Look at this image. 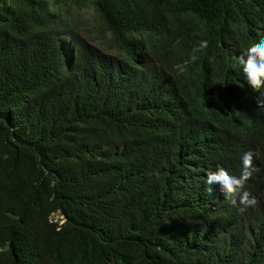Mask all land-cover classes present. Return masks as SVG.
<instances>
[{"label":"trees","instance_id":"16d2710c","mask_svg":"<svg viewBox=\"0 0 264 264\" xmlns=\"http://www.w3.org/2000/svg\"><path fill=\"white\" fill-rule=\"evenodd\" d=\"M262 39L264 0H0V264H264ZM250 150L241 213L206 174Z\"/></svg>","mask_w":264,"mask_h":264},{"label":"clouds","instance_id":"9594fccd","mask_svg":"<svg viewBox=\"0 0 264 264\" xmlns=\"http://www.w3.org/2000/svg\"><path fill=\"white\" fill-rule=\"evenodd\" d=\"M203 46L206 47V43ZM236 62L242 66L247 83L254 92L264 88V39L248 47L245 53L236 57ZM256 103L258 108H264V96H257ZM258 156V153L251 150L242 155L239 176L230 174L223 167L207 172L208 193H212L213 186H218L225 199L233 206L238 205L241 213L249 207H256L259 201L247 190L246 183L254 172L259 171L253 163Z\"/></svg>","mask_w":264,"mask_h":264},{"label":"rangeland","instance_id":"374dc122","mask_svg":"<svg viewBox=\"0 0 264 264\" xmlns=\"http://www.w3.org/2000/svg\"><path fill=\"white\" fill-rule=\"evenodd\" d=\"M78 15L82 18H88L89 15H92L91 11L89 8L85 9V10H81ZM79 26L80 27H88L86 25V22H84L83 20H81L79 22ZM82 34L83 35H86V36H91V37H94L95 34H96V31L94 29H90V28H84L82 29ZM51 220L52 221H55V220H60L59 216L58 215H51L50 216Z\"/></svg>","mask_w":264,"mask_h":264}]
</instances>
